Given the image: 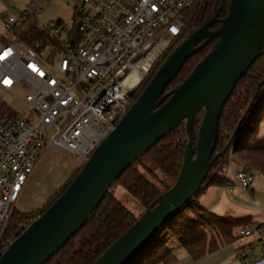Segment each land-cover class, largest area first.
<instances>
[{"label": "built area", "instance_id": "1", "mask_svg": "<svg viewBox=\"0 0 264 264\" xmlns=\"http://www.w3.org/2000/svg\"><path fill=\"white\" fill-rule=\"evenodd\" d=\"M52 1L31 0L19 15L6 13L0 21V89L12 96L24 91L29 111L21 115L0 99V237L41 155L62 150L85 164L182 37L184 13L198 0H70L76 11L68 24L40 25L51 40L20 39ZM238 160L233 144L223 173L228 188L247 195L257 174L242 162L235 169ZM261 233L237 252L239 262L264 264V227L249 226L240 235Z\"/></svg>", "mask_w": 264, "mask_h": 264}, {"label": "water", "instance_id": "2", "mask_svg": "<svg viewBox=\"0 0 264 264\" xmlns=\"http://www.w3.org/2000/svg\"><path fill=\"white\" fill-rule=\"evenodd\" d=\"M216 23H220V28L212 31ZM212 40L217 43L199 66L174 94L164 96L167 85L185 63ZM263 48L264 0H232L225 19H211L171 53L65 193L9 245L0 264H46L81 231L118 179L163 138L186 123L189 134L183 142L184 162L176 183L94 264H132L137 260L205 184L220 157L214 156V152L223 108ZM134 95L135 92L130 93L131 97ZM201 112L204 116L195 140L193 123ZM236 134L222 155L233 146Z\"/></svg>", "mask_w": 264, "mask_h": 264}, {"label": "trees", "instance_id": "3", "mask_svg": "<svg viewBox=\"0 0 264 264\" xmlns=\"http://www.w3.org/2000/svg\"><path fill=\"white\" fill-rule=\"evenodd\" d=\"M231 1L198 0L193 8L184 13L183 38L181 37L169 49L158 65L162 66L184 40H187L189 36L211 19H225L229 14ZM219 28L220 23H216L211 30L216 31ZM19 38L34 42L51 40L46 33L42 32L40 24L36 20L30 23L28 34ZM216 43V40L208 42L204 48L192 56L185 63L179 75L167 85L163 95L174 94ZM159 69L156 67L148 77L138 92V97ZM263 81L264 48L256 63L238 83L233 95L223 108L219 123V138L214 152V156L220 155V157L213 164L205 184L194 200H197L209 188L218 185L224 179L221 173H223L227 163L225 155L222 153L236 134V129L245 115L247 116L242 124V129L234 138L235 153L240 162L246 165V168L264 178V139L258 136L259 127L264 118ZM168 100L169 98L165 102ZM203 116L204 113L201 112L193 123L195 140ZM188 134L187 124H181L131 166L114 185L126 191L139 203L144 209L143 213L176 183L184 162L183 142L188 138ZM145 157L152 162L154 168L172 181L171 184H166L151 168L146 166L143 161ZM79 172L80 170L72 175L40 211L23 214L17 209L13 210L7 227L0 237V258L9 245L46 213L56 200L65 193ZM110 191L104 201L91 214L81 231L46 264H94L138 221L141 216L137 217ZM191 203L167 222L132 264H174L178 257L168 245L170 242L177 243L194 261H200L230 245H236L237 252L246 247L240 244L244 239L240 232L249 226L253 227L251 219L230 220L222 218L204 211L200 207L193 209ZM166 234L169 239L163 240L162 236Z\"/></svg>", "mask_w": 264, "mask_h": 264}, {"label": "rangeland", "instance_id": "4", "mask_svg": "<svg viewBox=\"0 0 264 264\" xmlns=\"http://www.w3.org/2000/svg\"><path fill=\"white\" fill-rule=\"evenodd\" d=\"M0 6L6 7L9 13L17 16L23 11L25 5L22 0L19 2L0 0ZM75 11L76 6L70 0H53L52 4L43 5L42 11L39 12L38 22L40 25H54L59 21L68 24L74 18ZM49 13H57L58 15L56 19L46 18ZM8 37L12 38V36L9 35ZM2 46L3 40H0V48ZM157 67L160 68L161 66L158 65ZM14 95L15 96H12L0 89V99L4 103L12 106L21 115L29 114L28 109L22 104V101H24L26 97L24 91L16 89ZM143 161L161 180L166 184H171L172 181L154 168L152 162L148 160V158L145 157ZM83 166L84 164H80L75 157L69 155L65 151L57 149L47 150L41 155L34 173L28 180L17 202L16 209L23 214L40 211L47 204L48 200L66 184L72 175L78 170H81ZM234 167H236V163H234ZM110 192L137 217L144 214L143 207L126 191L119 188V186H114ZM191 205V208L197 209L198 201L193 200ZM162 239L167 240L169 236L167 234L163 235ZM174 244L178 245L175 242L168 243L170 248H172Z\"/></svg>", "mask_w": 264, "mask_h": 264}, {"label": "crops", "instance_id": "5", "mask_svg": "<svg viewBox=\"0 0 264 264\" xmlns=\"http://www.w3.org/2000/svg\"><path fill=\"white\" fill-rule=\"evenodd\" d=\"M30 1L22 0L24 5ZM6 13H9L6 7L0 6V21ZM57 15V13H49L46 18L56 19ZM258 136L264 139V118L261 121ZM241 165L238 160L235 169L241 167ZM224 175L226 174L221 173L224 179L218 185L209 188L197 199L198 207L216 216L230 220L251 219L254 228L258 226L264 227V178L257 176L254 187L245 195L235 186L228 188L230 177ZM261 236H263V233L254 234L250 238H244L240 244L247 246ZM171 249L178 257L174 264H242L236 257V245L227 246L200 261H194L179 245L174 244Z\"/></svg>", "mask_w": 264, "mask_h": 264}, {"label": "flooded vegetation", "instance_id": "6", "mask_svg": "<svg viewBox=\"0 0 264 264\" xmlns=\"http://www.w3.org/2000/svg\"><path fill=\"white\" fill-rule=\"evenodd\" d=\"M182 38H183V35H182ZM185 41V40H184Z\"/></svg>", "mask_w": 264, "mask_h": 264}]
</instances>
